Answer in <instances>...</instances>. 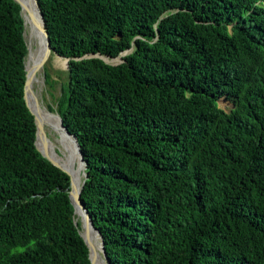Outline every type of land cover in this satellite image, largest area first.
<instances>
[{
    "label": "trees",
    "instance_id": "trees-1",
    "mask_svg": "<svg viewBox=\"0 0 264 264\" xmlns=\"http://www.w3.org/2000/svg\"><path fill=\"white\" fill-rule=\"evenodd\" d=\"M263 2L37 0L109 264H264ZM18 12L0 0V264H90L68 177L35 147Z\"/></svg>",
    "mask_w": 264,
    "mask_h": 264
},
{
    "label": "water",
    "instance_id": "water-1",
    "mask_svg": "<svg viewBox=\"0 0 264 264\" xmlns=\"http://www.w3.org/2000/svg\"><path fill=\"white\" fill-rule=\"evenodd\" d=\"M19 7V16L22 20V38L24 40L25 46H26V56L29 52V46L25 41V31H26V27H25V20L26 17L29 16L31 18V22H30V29L31 31H35L37 33L40 34V36L43 38L44 40V47H43V52H42V56H41V60L39 62V64L37 65V67L32 71H28L26 70L25 64H24V71H25V81H24V87H23V100L25 103L26 108L28 109L30 115L33 118V122H34V126H35V147L37 149V151L39 152V154L41 155L42 158L46 159L49 163H51L53 166H55L56 168H58L60 171H62L64 174H66V176L68 177V182H69V191H68V198L70 201V204L73 207V214L76 217L79 216L80 220H79V230H78V234L81 237V239L83 240L86 248H87V252H88V260L90 264H96V255L93 252L91 243L89 241V236L90 234H95L100 242V250L102 253L103 258L105 259L106 264H109V261L106 259L105 257V252H104V247L102 244V238L101 235L99 234V232L94 228L92 221L87 213V211L85 210L84 206L82 205L81 201H80V192L83 186V183L86 179V174L84 172L85 170V162L83 161L82 158V154L80 152L79 149V145L77 143L76 137L72 134H70L67 129L63 126L62 124V120L60 118V116L56 113V116L58 118V122L60 127L64 130L65 134L67 136H69L74 143V149L76 150V153L78 155L79 161L82 163L83 165V172L81 175V180H80V185L78 186V188H76V186L74 185V182L72 180V176L69 170L65 169L64 167H62L61 165H59L57 162L51 160L49 157L45 156V154H43L40 150H38L37 146H36V142L39 140L41 142V140H44V136L41 134L40 132V128H39V123L37 121V117H36V113L34 111V109L32 108V101H33V96H32V80L34 78V74L35 71L37 70H41V67L43 65V60H45L46 56L48 54L51 53V49H50V43L48 40V36L47 33L45 31L44 28V22H43V18L42 15L40 13L39 7H38V3L37 0H31L34 8L37 12L38 18L39 20H37L32 13L30 12L29 8L25 5V2L22 0H13ZM131 51V49L127 50V51H123L121 52L117 57L115 58H109L106 56H101L99 54H94V55H87L83 58H98L100 59L103 63L108 64V65H117L123 62L122 57L126 54H128ZM54 55H56L55 53H53ZM58 56V55H56ZM59 57V56H58ZM61 59L64 60L65 62V66L66 69L68 68V59L66 58H62L59 57ZM107 59L113 60L115 62H110L107 61ZM42 64V65H41ZM40 68V69H39ZM35 103V101H34ZM77 219V218H76ZM76 219L74 220V224L76 223Z\"/></svg>",
    "mask_w": 264,
    "mask_h": 264
},
{
    "label": "bare ground",
    "instance_id": "bare-ground-1",
    "mask_svg": "<svg viewBox=\"0 0 264 264\" xmlns=\"http://www.w3.org/2000/svg\"><path fill=\"white\" fill-rule=\"evenodd\" d=\"M25 2V5L29 8L30 12L32 15L39 20L37 12L34 8V5L31 0H22ZM31 22V18L29 16L26 17L25 20V41L29 46V52L27 56L25 57L24 64L26 67V70L32 72L37 65L39 64L43 52V47H44V40L40 36L39 33L35 31H31L29 25ZM50 58V61H52V64L55 67H61V68H66L65 62L63 59L59 57H55L52 59L48 55L46 58ZM44 61V60H43ZM107 61L110 62H115L113 60L107 59ZM43 63V62H42ZM42 65V64H41ZM54 67V68H55ZM40 69V68H39ZM40 71V70H37ZM35 71L34 78L32 80V96H33V101H32V108L34 109L37 117V121L39 123V128L41 134L44 136V140H41V142L38 140L40 144V148L42 150V153L45 154V156L49 157L51 160L57 162L59 165L64 167L65 169L69 170L72 176V180L74 182V185L76 188L80 185V180H81V168L83 170V165L79 161V166H80V171L76 173V168L75 167V152L76 150L74 149V143L73 140L67 136L64 132V130L60 127L58 118L56 116L55 112H49L47 107L44 105L43 101L41 100L40 97V90H33V86L35 83H38L35 78V75L37 73ZM35 101V103H34ZM61 139L64 145V148L66 150H61L56 144L57 140ZM61 140H59L61 142ZM70 154V156L67 154ZM63 156H61V155ZM78 166V167H79ZM76 218L80 220L79 216L76 215ZM76 219V220H77ZM89 241L91 243L93 252L95 253L97 259H96V264H106L105 259L102 256L101 250H100V242L98 237L95 234H90L89 236Z\"/></svg>",
    "mask_w": 264,
    "mask_h": 264
},
{
    "label": "rangeland",
    "instance_id": "rangeland-1",
    "mask_svg": "<svg viewBox=\"0 0 264 264\" xmlns=\"http://www.w3.org/2000/svg\"><path fill=\"white\" fill-rule=\"evenodd\" d=\"M263 4H264V2H263ZM48 56L51 57L52 59H54L56 57L52 53L48 54ZM45 60L46 61H43V65L41 67V70L37 71V73L35 75V78H36V80H38L37 81L38 83L34 84L33 90L36 91V90L39 89L41 91L40 92V97H41V100L43 101L44 105L46 107L47 106L51 107V109L54 112L55 109H56V100L60 96V85L65 83L67 81V79H68L67 78V69L66 68H61V67H55L52 64V61H50V58H48V57L45 58ZM44 70L47 71V73H49V75L52 78V86L51 87H48V85L46 86L44 84V77H43ZM218 104H219V107L224 109V110H229L231 108L230 104H228L226 102H223V101H218ZM59 140H61V139H59ZM59 140H57V144L56 145L61 150L62 149L66 150L64 148L62 140H61V142ZM67 154H68V152H67ZM68 155L70 156V154H68ZM79 164H80L79 163V158H78L77 153L75 152V167H77L76 170H75L76 173H78L80 171ZM82 172H83V170L81 168V172H80L81 175H82ZM17 250L20 251L22 249L21 248H17Z\"/></svg>",
    "mask_w": 264,
    "mask_h": 264
}]
</instances>
